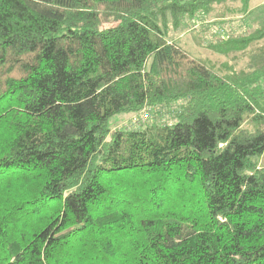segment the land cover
Returning a JSON list of instances; mask_svg holds the SVG:
<instances>
[{
    "label": "trees",
    "instance_id": "trees-1",
    "mask_svg": "<svg viewBox=\"0 0 264 264\" xmlns=\"http://www.w3.org/2000/svg\"><path fill=\"white\" fill-rule=\"evenodd\" d=\"M251 2L0 0V264H264ZM188 20L224 62L168 37ZM173 103L170 122L109 127Z\"/></svg>",
    "mask_w": 264,
    "mask_h": 264
},
{
    "label": "rangeland",
    "instance_id": "rangeland-1",
    "mask_svg": "<svg viewBox=\"0 0 264 264\" xmlns=\"http://www.w3.org/2000/svg\"><path fill=\"white\" fill-rule=\"evenodd\" d=\"M252 6L260 5L258 9L254 11L256 15L259 14L260 17L264 18V0H252ZM237 17L236 21L232 23V25H237ZM187 25L181 24L178 27H174L171 23L169 25L168 37L176 40V43L180 45L184 50H186L193 57H206L210 58L214 62H224L225 58L214 54L210 48L206 47L209 41L213 40L211 34H207L204 40L203 45H201L200 40L196 41L194 38L197 35L198 27L191 23V20H188ZM221 22H217L216 24L211 26V31H218V28L223 26L220 24ZM193 24V25H192ZM192 25V27H191ZM221 25V26H220ZM222 27V28H223ZM195 28V29H194ZM225 30H228V25L225 27ZM234 33H240L246 31L245 26H239L234 29ZM215 31V32H216ZM216 34V33H215ZM245 60L244 57H236L235 61H231L230 64L235 65L237 68L244 65ZM150 108H142L136 112H128L122 114H116L112 118H110L108 124L111 129L114 128H137L146 125L147 123L152 122H170L174 116V109L177 108V103L166 104V106H149ZM174 108V109H173ZM173 116V117H172ZM172 117V118H171Z\"/></svg>",
    "mask_w": 264,
    "mask_h": 264
}]
</instances>
